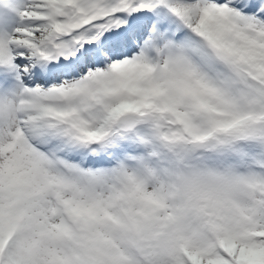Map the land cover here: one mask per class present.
I'll use <instances>...</instances> for the list:
<instances>
[{
	"label": "snow or ice",
	"instance_id": "obj_1",
	"mask_svg": "<svg viewBox=\"0 0 264 264\" xmlns=\"http://www.w3.org/2000/svg\"><path fill=\"white\" fill-rule=\"evenodd\" d=\"M0 264H264V0H0Z\"/></svg>",
	"mask_w": 264,
	"mask_h": 264
}]
</instances>
